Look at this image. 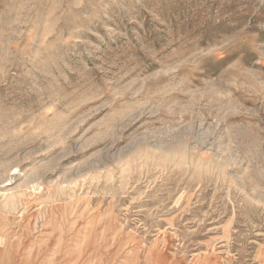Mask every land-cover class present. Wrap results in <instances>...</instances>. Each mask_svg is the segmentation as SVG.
Returning <instances> with one entry per match:
<instances>
[{"label": "rangeland", "instance_id": "rangeland-1", "mask_svg": "<svg viewBox=\"0 0 264 264\" xmlns=\"http://www.w3.org/2000/svg\"><path fill=\"white\" fill-rule=\"evenodd\" d=\"M0 264H264V0H0Z\"/></svg>", "mask_w": 264, "mask_h": 264}]
</instances>
